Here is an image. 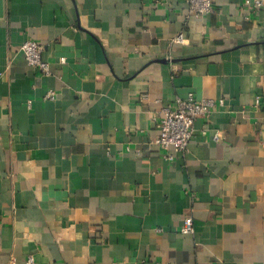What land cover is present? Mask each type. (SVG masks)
I'll use <instances>...</instances> for the list:
<instances>
[{
  "label": "crops",
  "instance_id": "crops-1",
  "mask_svg": "<svg viewBox=\"0 0 264 264\" xmlns=\"http://www.w3.org/2000/svg\"><path fill=\"white\" fill-rule=\"evenodd\" d=\"M245 2L0 0V264H264V6ZM190 93L216 107L170 159L157 120Z\"/></svg>",
  "mask_w": 264,
  "mask_h": 264
},
{
  "label": "built area",
  "instance_id": "built-area-1",
  "mask_svg": "<svg viewBox=\"0 0 264 264\" xmlns=\"http://www.w3.org/2000/svg\"><path fill=\"white\" fill-rule=\"evenodd\" d=\"M190 14L196 16H205L214 11L215 0H186ZM245 6L259 9L264 6V0H246ZM183 35L177 39L183 42ZM45 46L37 41L28 40L21 47L26 60L30 66L39 68L44 74L51 75L52 71L48 62L43 59ZM65 62V59H62ZM57 94L50 90L45 98L47 100H55ZM258 107L261 106V98L256 101ZM216 102L214 100H199L194 93H190L187 98L178 99L176 108H164L157 120L159 136L155 142L167 152V158L173 159L176 152H184L188 150L191 139L195 133V123L199 118L208 117L214 108ZM215 139H220V134L215 135ZM184 234H193L195 232L194 219L187 216L181 227ZM28 264H34V258L31 256Z\"/></svg>",
  "mask_w": 264,
  "mask_h": 264
}]
</instances>
